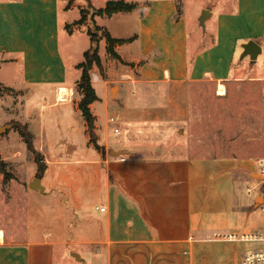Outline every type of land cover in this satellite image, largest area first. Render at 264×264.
Returning a JSON list of instances; mask_svg holds the SVG:
<instances>
[{
  "label": "crops",
  "instance_id": "1",
  "mask_svg": "<svg viewBox=\"0 0 264 264\" xmlns=\"http://www.w3.org/2000/svg\"><path fill=\"white\" fill-rule=\"evenodd\" d=\"M223 1L201 2L189 17L184 0L131 1L139 7L95 17L113 38L132 40L116 45L121 61L100 42L94 143L79 108L81 74L76 86L69 81L83 61L62 49V31L69 46L79 35L67 29L79 14L67 0H0V127L10 125L0 156L14 164L34 156L20 131L8 155L1 146L21 124L46 161L41 178L21 180L25 231L10 235L0 226V264H240L247 251L264 249L245 238L264 230L257 161L197 156L177 143L191 113L189 86L214 83L223 97L229 82L245 77L233 75L238 48L264 38V0H234L216 15L210 9L202 27L201 12ZM249 78L264 84V76Z\"/></svg>",
  "mask_w": 264,
  "mask_h": 264
},
{
  "label": "rangeland",
  "instance_id": "2",
  "mask_svg": "<svg viewBox=\"0 0 264 264\" xmlns=\"http://www.w3.org/2000/svg\"><path fill=\"white\" fill-rule=\"evenodd\" d=\"M131 1H146V0H126ZM210 0H184V13L187 17L196 12L198 5L201 2ZM229 2H222L219 7L208 6L209 11L213 9L214 15L219 9H233L234 0ZM67 7L72 8L74 12L79 14L81 19V10L87 12V20L83 24H77L78 20H73L67 26L71 32L78 29V37L73 38L72 46L68 44L67 31H62V49L65 56L75 63L84 60V52L91 46L88 30L96 33L95 24L92 21L93 7L99 9L103 8L108 0H67ZM181 2V0H178ZM224 4V5H223ZM202 13V12H201ZM201 16V14H200ZM118 20L110 21L115 33H120L123 30L121 25L117 26ZM239 25H242L241 20H238ZM207 26V25H206ZM190 27V24H189ZM191 28V27H190ZM210 28V23L208 24ZM86 32H85V31ZM202 30V27H201ZM191 32V31H190ZM193 35V34H192ZM100 36V32L98 33ZM263 51L262 54L253 62L249 59L242 58L241 48H238L235 57V68L233 75H244L242 79H236L229 82L227 94L220 97L216 91V85L210 82L197 83L189 86L190 108L191 113L188 122L179 124V131L177 136V143L184 147L187 152L197 156L219 155L231 156L240 155L246 158H253L256 161L264 160V84L259 79H250V76H264V38L258 40ZM101 56H105V50L101 48ZM79 73L76 67H71L69 70V81L73 86H76ZM97 74L100 77V70L94 66L90 70V76ZM127 78H122L125 80ZM92 82V80H91ZM101 84H97L100 92H103ZM16 96H12L11 100L7 101L14 104ZM9 107V106H8ZM11 110L14 107H10ZM3 108L0 107V117L4 115ZM5 111V110H4ZM13 125V123L11 122ZM34 132V128H31ZM36 131V129H35ZM12 141L8 143H1L5 155L9 154L11 147L18 146L19 130L13 129ZM38 143V142H37ZM34 155V154H33ZM42 156L46 168L45 158ZM35 155L30 153L28 157H24L22 161L16 164L9 160L2 159L0 156V226L3 227L8 234L15 231L20 234L26 229L25 220V204L27 201L24 190L21 186V180L28 174L31 178H40L38 176L39 168L36 165ZM4 170V173L1 170ZM38 172V173H37ZM257 176L260 181L258 184L262 187L264 194L263 178L258 171ZM6 176L8 179H6ZM27 178V176H26ZM251 188V187H249ZM253 188V187H252ZM256 193V192H255ZM255 193L250 194L253 200ZM35 198H41L39 194L33 193ZM19 205L18 215H16V208ZM257 206L262 204V197L259 196ZM14 206V209H13Z\"/></svg>",
  "mask_w": 264,
  "mask_h": 264
},
{
  "label": "trees",
  "instance_id": "3",
  "mask_svg": "<svg viewBox=\"0 0 264 264\" xmlns=\"http://www.w3.org/2000/svg\"><path fill=\"white\" fill-rule=\"evenodd\" d=\"M90 6L93 9L92 21L94 23H96L95 22L96 16H100V17L112 16L115 13L130 12L139 7L138 4L126 2L124 0H109L103 8H99V9L94 8L91 5V3ZM81 16L82 17L80 20H78L77 24H83L87 20V12L85 10H81ZM95 29H96V33L92 32L91 30H88L87 32L91 38L92 46L84 53L83 62H81L77 66L82 71L80 80L78 82V89L83 95L79 104V108L83 114V117L87 121L91 135V140L94 143H95V134H94L95 119L91 112L90 105L98 98L95 89L92 86L90 70L94 66H96L100 70V73L104 76V68L101 62V58L99 56L100 42L101 40L105 39L107 43L106 46L107 53L111 57L121 61V58L115 49L116 45L132 40V39L125 40V39L113 38L105 27L99 26L97 24H95ZM99 32H100V36H98ZM16 126L17 129L20 131L21 136L24 138L28 149L31 152H33V154L35 155V160L39 168L38 176L41 178L45 170V165L44 162L42 161L41 153L34 146L33 135L30 133V131L27 129L26 126H23L21 124H16ZM96 146L97 148H99L98 145ZM1 172L4 173V170L2 169ZM6 179H8L7 176Z\"/></svg>",
  "mask_w": 264,
  "mask_h": 264
},
{
  "label": "built area",
  "instance_id": "4",
  "mask_svg": "<svg viewBox=\"0 0 264 264\" xmlns=\"http://www.w3.org/2000/svg\"><path fill=\"white\" fill-rule=\"evenodd\" d=\"M100 77L97 74H92L91 80L96 81ZM110 123H115L116 119L114 117L110 118ZM115 134H119L120 131L118 128L114 129ZM258 164V171L262 177H264V160L257 161ZM264 183V178L262 180ZM248 193H252L253 189L248 188ZM101 210H104L102 207ZM246 239L253 240V241H262L264 242V230L259 233L249 234L245 237ZM240 264H264V249H253L247 251L241 258Z\"/></svg>",
  "mask_w": 264,
  "mask_h": 264
},
{
  "label": "water",
  "instance_id": "5",
  "mask_svg": "<svg viewBox=\"0 0 264 264\" xmlns=\"http://www.w3.org/2000/svg\"><path fill=\"white\" fill-rule=\"evenodd\" d=\"M211 16V12L207 9L203 10L200 16V24L202 27H205V22L209 17ZM243 52H242V58L249 57L251 61H255L260 54H262V47L261 45L255 41V40H249L248 42H245L242 44ZM8 128H10V125H4L0 127V135L3 134ZM39 182V179H35L34 182L31 184V188L37 190V184Z\"/></svg>",
  "mask_w": 264,
  "mask_h": 264
},
{
  "label": "bare ground",
  "instance_id": "6",
  "mask_svg": "<svg viewBox=\"0 0 264 264\" xmlns=\"http://www.w3.org/2000/svg\"><path fill=\"white\" fill-rule=\"evenodd\" d=\"M221 90H223L222 87H220V91H221ZM1 239H2V238L0 237V240H1Z\"/></svg>",
  "mask_w": 264,
  "mask_h": 264
}]
</instances>
